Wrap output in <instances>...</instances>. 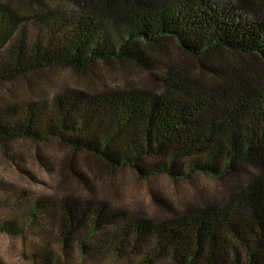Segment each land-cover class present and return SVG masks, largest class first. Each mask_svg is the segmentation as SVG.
Listing matches in <instances>:
<instances>
[{
  "label": "trees",
  "instance_id": "1",
  "mask_svg": "<svg viewBox=\"0 0 264 264\" xmlns=\"http://www.w3.org/2000/svg\"><path fill=\"white\" fill-rule=\"evenodd\" d=\"M35 1L54 21L30 40L0 2V84L32 93L0 105V141L57 139L111 172L129 168L145 179L201 173L238 183L222 202L154 219L71 193L44 199L32 213L44 209L53 241L34 263L66 264L74 250L82 263L89 254L90 264H264V0H62L75 9L68 22L57 20L59 8ZM150 52L165 55L163 74L149 72L155 88L144 86L141 71L123 73L116 88L96 73L105 87L67 89L50 100L37 86L39 76L53 82L47 74L57 67L149 69ZM68 171L87 180L73 161L61 175ZM11 225L0 230L11 233Z\"/></svg>",
  "mask_w": 264,
  "mask_h": 264
},
{
  "label": "rangeland",
  "instance_id": "2",
  "mask_svg": "<svg viewBox=\"0 0 264 264\" xmlns=\"http://www.w3.org/2000/svg\"><path fill=\"white\" fill-rule=\"evenodd\" d=\"M0 2L7 3L13 13L18 14L21 19L20 26L25 32L24 38L27 40L45 34L46 23L52 24L54 21L46 9L37 6L35 0ZM46 2L52 8L60 9L57 20L68 22L74 15L75 9L66 1ZM231 2L232 0H223L227 5ZM241 16L249 18L244 13ZM149 54L152 58L149 69L137 68L128 62H113L112 65L99 63L93 71L83 73L57 67L47 74L53 82L39 76L36 78L39 80L37 86L42 89V84L44 85L47 92L45 99L50 100L67 89L86 92L98 91L100 86L105 87L96 73L102 80L110 83L108 88H116L119 86L117 82L123 81L121 76L125 72L141 71L147 75L144 86L155 88V79L150 73L163 74L164 68L159 64L158 57L165 58V55L161 53L158 56L152 52ZM177 55H181L185 67H196L190 56L173 50L172 56L176 58ZM195 72L197 73L198 69ZM64 87L67 88L63 89ZM29 94L32 93H28L22 85H13L11 82L0 84V105L13 103L14 99L16 103H20L25 101ZM70 161L81 167V172L87 179L85 183H79L69 171L65 173L68 177L61 175V169H68ZM245 177L243 173L240 178ZM63 178H66V182L62 183ZM230 178L216 179L207 174L196 173L176 182L162 174L145 179L138 177L129 168L111 172L95 157L86 159L81 153L72 154L57 139L39 143L27 140L8 143L0 141V227L6 222H9V225L10 222L15 223L11 225L12 228L14 226L11 233L0 230V264H35V255L44 248L43 246L53 241V233L50 232L52 225L45 218L44 209L37 211L36 216L32 213L33 207L44 199H58L66 193H71L79 198L104 200L111 210L122 212L127 217L143 215L154 219L171 215L172 212L182 213L195 207L226 200L238 183ZM57 243L58 241L54 240L55 250ZM88 255H85L82 263V258L77 256L76 251L70 250L66 264H90L91 257ZM126 262L129 263V260H122L119 264Z\"/></svg>",
  "mask_w": 264,
  "mask_h": 264
}]
</instances>
